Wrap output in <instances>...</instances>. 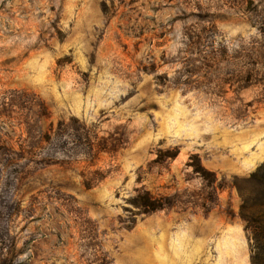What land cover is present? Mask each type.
<instances>
[{"label": "rangeland", "instance_id": "obj_1", "mask_svg": "<svg viewBox=\"0 0 264 264\" xmlns=\"http://www.w3.org/2000/svg\"><path fill=\"white\" fill-rule=\"evenodd\" d=\"M263 163L264 0H0V264H251Z\"/></svg>", "mask_w": 264, "mask_h": 264}, {"label": "trees", "instance_id": "obj_2", "mask_svg": "<svg viewBox=\"0 0 264 264\" xmlns=\"http://www.w3.org/2000/svg\"><path fill=\"white\" fill-rule=\"evenodd\" d=\"M193 171L197 173L208 184L214 186L217 183V176L213 171L208 170L201 163L197 154L191 155ZM235 177L233 186L236 187L240 197L241 204L239 216L244 222V229L249 239L250 263L264 264V163L248 177ZM222 188V186L220 187ZM139 206H143L145 212L162 209L164 203L152 199L149 192L139 196Z\"/></svg>", "mask_w": 264, "mask_h": 264}]
</instances>
